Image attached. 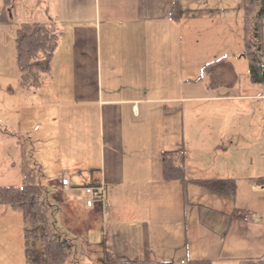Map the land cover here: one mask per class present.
Instances as JSON below:
<instances>
[{
    "label": "crops",
    "instance_id": "1",
    "mask_svg": "<svg viewBox=\"0 0 264 264\" xmlns=\"http://www.w3.org/2000/svg\"><path fill=\"white\" fill-rule=\"evenodd\" d=\"M175 1L54 0L47 17L36 20L63 28L55 54L65 44L72 101L96 115L92 123L91 117L65 118L60 131L65 151L90 156L63 158L59 172L68 176L77 168L90 173L87 183L106 185L103 203L87 205L78 187L57 199L58 229L78 241L74 255L81 252L71 264H187L202 257L239 264L264 255V207L246 199L241 182L253 177L240 174L264 136V82L251 79L244 53L223 56L214 47L228 36L244 52L242 1L178 0L187 9L178 20L171 16ZM207 63L212 68L205 69ZM22 91L0 82V149L7 169L19 165L20 173L12 125ZM82 123L79 130L90 131V138L76 134ZM238 147L242 160L232 154ZM164 150H178L176 159L191 178L233 179L234 192L189 183L187 200L183 181L163 174ZM59 177L49 187L57 189ZM257 180L264 189V178ZM248 185L257 191L254 180ZM256 213L261 221L244 218ZM0 264H12L1 249Z\"/></svg>",
    "mask_w": 264,
    "mask_h": 264
},
{
    "label": "rangeland",
    "instance_id": "2",
    "mask_svg": "<svg viewBox=\"0 0 264 264\" xmlns=\"http://www.w3.org/2000/svg\"><path fill=\"white\" fill-rule=\"evenodd\" d=\"M196 1H201L200 3L205 4V1L214 0H186L184 3L185 5L189 3L196 5ZM229 1L237 4L242 0ZM53 4L54 0H12L7 11L8 15L12 17V23H0V82L16 84L19 89L21 88L16 60L17 28L24 21L33 22L36 20H43L47 17L45 10L48 6L52 8ZM4 5V0H0V9ZM9 8H11V10H9ZM62 37L63 36H60L58 42L63 40ZM214 47L216 48L215 51L223 56L236 54L240 57L245 53V50L243 52L244 47H238L237 40L231 39L228 36L224 40L221 39V41L215 43ZM243 55L245 56V54ZM218 61L221 62V59ZM247 62L245 59L240 61V66L246 67ZM51 64L52 75L50 77H45L44 83L40 87L31 88V90H23L21 88L23 91L21 92L22 94L20 93L16 109V112L18 111V116L14 119L15 121L12 125L15 126L18 131L17 135L19 140L23 143L25 142L26 146L28 145L30 149H32V159L41 167L43 181L48 186H51V184H49L50 181L59 176L61 177L62 174L60 172L61 167H63V158L68 159V157H72L75 158L77 162L78 157L80 159L90 156L88 153L83 154L81 152L80 155L72 154L69 149H66V151L63 149V136L62 133H60L63 127V120L65 118L68 120L69 117L74 118V116L75 118L80 116L83 120L87 119V117H91L90 123L96 120L93 109H82L80 112L78 105H75L72 101L74 96L72 91L71 60L69 53L65 51V44L60 43V50L58 53L54 54ZM13 103L15 104L16 102ZM82 126H84L83 123L77 127L76 134L78 136L81 135V137L90 138L92 135L90 131L84 129L79 130ZM0 127L5 128L3 125H0ZM19 147L21 150V145H19L17 151ZM17 151L12 159H18ZM252 151L254 153V155H252L254 156V160L251 156H247L246 163L240 168V174L253 178L242 180L241 185L248 201L256 200L260 207H264V189L261 187L262 185L260 183H257V179L260 177L264 178V136H262V140L259 138L257 139V143L253 146ZM0 154V185L20 184L22 180V173H20L19 170L20 166L16 165L14 168L10 166V169H7L6 160L8 156L4 155L3 147L0 149ZM232 154L236 159L242 160L244 158V151L239 147L233 150ZM228 156L230 158L231 154ZM210 157H212V155H208V158H206L209 159V162L211 160ZM75 170L77 171V168L72 170L71 174H73L80 184L89 182V172L80 173ZM66 174H68L71 180L75 181L69 172H66ZM250 180L252 182L254 180L255 183L258 184L256 192L250 189L251 185H248ZM49 190L50 196L53 197L52 199L56 198V200H60L66 196V194H64L65 190L61 189L58 191V189L55 188L54 190L52 187H50ZM55 216L57 218L56 225L58 227V211ZM233 235L232 233L229 235V240L233 239ZM74 242L78 243L77 240H74ZM24 248L25 239L22 214L19 211L13 212L12 210L4 212L0 207V249L12 259V264H24V262L26 263ZM80 254L81 252H79L78 255ZM14 259L16 262H14ZM73 261L74 253L71 262ZM68 262L70 264V259Z\"/></svg>",
    "mask_w": 264,
    "mask_h": 264
},
{
    "label": "trees",
    "instance_id": "3",
    "mask_svg": "<svg viewBox=\"0 0 264 264\" xmlns=\"http://www.w3.org/2000/svg\"><path fill=\"white\" fill-rule=\"evenodd\" d=\"M11 2L12 0H4L5 5L0 9V23L2 24L12 20L7 12ZM242 7L245 35L244 54L248 58L249 73L253 81L264 82V0H242ZM186 10L179 8V2L176 0L171 16L178 20L182 11ZM213 10L211 9V11ZM62 34L63 28L55 21H24L18 26L16 60L19 84L23 90L40 87L44 83V78L52 75L51 61ZM221 63L230 65L227 60H221ZM211 66L212 63H207L204 68L208 70ZM19 143L21 145L22 181L18 185H0V205L10 206L22 214L26 264H69V259L71 264L78 243L74 242V237H68L58 229L55 216L58 211V203L50 196V187L43 181L41 167L32 159V149L21 140ZM177 153L178 150L162 152L163 174L167 179L183 181L184 196L187 200V185L189 183H195L221 194L234 192V181L231 178L189 177L184 166L177 161ZM91 184L99 185L102 182ZM104 186L106 192L105 183ZM105 199L106 194L103 200H98L95 203L104 202ZM78 256L75 254L74 260ZM170 263L173 261H166L165 264ZM84 264L105 263L86 261ZM187 264H213V261L209 257L190 258L187 260ZM239 264H264V255L257 258H243Z\"/></svg>",
    "mask_w": 264,
    "mask_h": 264
},
{
    "label": "built area",
    "instance_id": "4",
    "mask_svg": "<svg viewBox=\"0 0 264 264\" xmlns=\"http://www.w3.org/2000/svg\"><path fill=\"white\" fill-rule=\"evenodd\" d=\"M61 185L67 189H77V186H75L74 182H72L67 176H63L60 179ZM82 192L85 194L86 202L88 205H93L96 201L98 200H103L105 198V186L104 183L99 184V185H94V184H88L83 187H81ZM245 219L253 218L254 220L260 221L261 216L259 215H244Z\"/></svg>",
    "mask_w": 264,
    "mask_h": 264
}]
</instances>
